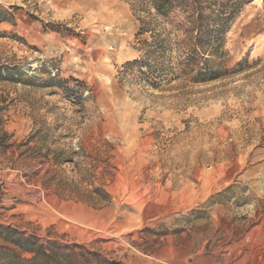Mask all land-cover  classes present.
Returning <instances> with one entry per match:
<instances>
[{"label":"rangeland","instance_id":"obj_1","mask_svg":"<svg viewBox=\"0 0 264 264\" xmlns=\"http://www.w3.org/2000/svg\"><path fill=\"white\" fill-rule=\"evenodd\" d=\"M134 3L0 0V228L107 264H264V0L221 77L157 87L126 66L151 41Z\"/></svg>","mask_w":264,"mask_h":264},{"label":"trees","instance_id":"obj_2","mask_svg":"<svg viewBox=\"0 0 264 264\" xmlns=\"http://www.w3.org/2000/svg\"><path fill=\"white\" fill-rule=\"evenodd\" d=\"M248 1L134 0L143 15L139 16L138 34L149 33L151 41L145 42L148 47L145 59L126 66L137 64L141 75L154 87L163 76L175 71L177 77H189L193 83L221 77L222 64L214 68L210 65L211 58L224 57L229 26ZM172 51L178 56L175 65L169 66L165 60ZM0 241V264H107L97 254L84 253L80 245L42 244L12 228H0Z\"/></svg>","mask_w":264,"mask_h":264}]
</instances>
